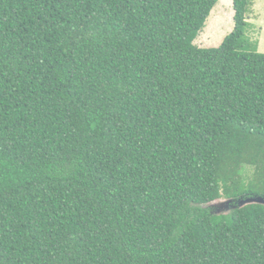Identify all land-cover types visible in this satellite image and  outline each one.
I'll return each mask as SVG.
<instances>
[{
	"label": "trees",
	"instance_id": "obj_1",
	"mask_svg": "<svg viewBox=\"0 0 264 264\" xmlns=\"http://www.w3.org/2000/svg\"><path fill=\"white\" fill-rule=\"evenodd\" d=\"M217 1L0 0V264H264V54L251 0L194 44Z\"/></svg>",
	"mask_w": 264,
	"mask_h": 264
},
{
	"label": "rangeland",
	"instance_id": "obj_2",
	"mask_svg": "<svg viewBox=\"0 0 264 264\" xmlns=\"http://www.w3.org/2000/svg\"><path fill=\"white\" fill-rule=\"evenodd\" d=\"M248 26L245 36L258 53L264 54V0H251L250 12L247 15ZM233 29L232 0H218L210 11L204 27L198 34L194 44L203 49L218 47ZM215 213H225L228 209L225 200L213 202Z\"/></svg>",
	"mask_w": 264,
	"mask_h": 264
},
{
	"label": "water",
	"instance_id": "obj_3",
	"mask_svg": "<svg viewBox=\"0 0 264 264\" xmlns=\"http://www.w3.org/2000/svg\"><path fill=\"white\" fill-rule=\"evenodd\" d=\"M229 202L230 201H225V206H227L229 204ZM247 203H264V201L261 198H259V199L258 198H256V199H248L246 201L241 202L240 206L245 205ZM211 206H213V205H211Z\"/></svg>",
	"mask_w": 264,
	"mask_h": 264
}]
</instances>
